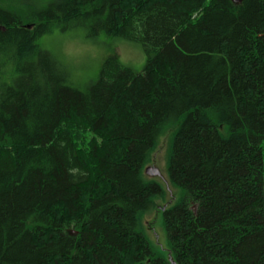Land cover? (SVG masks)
Masks as SVG:
<instances>
[{"label":"trees","instance_id":"16d2710c","mask_svg":"<svg viewBox=\"0 0 264 264\" xmlns=\"http://www.w3.org/2000/svg\"><path fill=\"white\" fill-rule=\"evenodd\" d=\"M9 0H0V3ZM58 28L141 45L87 90L38 39ZM173 129L155 253L144 178ZM264 0H53L0 6V264H264Z\"/></svg>","mask_w":264,"mask_h":264},{"label":"rangeland","instance_id":"374dc122","mask_svg":"<svg viewBox=\"0 0 264 264\" xmlns=\"http://www.w3.org/2000/svg\"><path fill=\"white\" fill-rule=\"evenodd\" d=\"M53 0H9L0 3L16 12L40 8ZM40 48L50 52L65 65L71 75L73 86L87 90L99 78L105 60L115 56L123 65L141 72L146 65V54L141 45L120 37L108 36L101 32L97 37L89 38L84 29L62 31L58 28L53 33L38 39ZM173 129L161 137L151 162L145 167L144 178L161 185L166 191L165 197L158 198L154 206L143 217L144 232L156 254L167 259L170 257L167 233L164 225V211L177 204L182 197V190L174 186L168 175V158ZM264 152V142H263ZM157 170L158 175L151 176L147 170Z\"/></svg>","mask_w":264,"mask_h":264},{"label":"water","instance_id":"95a60500","mask_svg":"<svg viewBox=\"0 0 264 264\" xmlns=\"http://www.w3.org/2000/svg\"><path fill=\"white\" fill-rule=\"evenodd\" d=\"M238 1H239V0H238ZM147 173H148L149 175H151V176L158 175V171H157V170H150V169H148V170H147Z\"/></svg>","mask_w":264,"mask_h":264}]
</instances>
